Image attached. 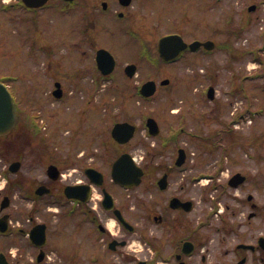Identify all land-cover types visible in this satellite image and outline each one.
<instances>
[{
	"label": "flooded vegetation",
	"instance_id": "flooded-vegetation-1",
	"mask_svg": "<svg viewBox=\"0 0 264 264\" xmlns=\"http://www.w3.org/2000/svg\"><path fill=\"white\" fill-rule=\"evenodd\" d=\"M113 2L118 13L131 16L134 3ZM130 63L139 72V57ZM137 94L136 109L119 108L126 116L98 110L100 116L74 126L68 142L75 147L64 158L52 156L48 133L28 128L0 138L11 163L20 161L1 193L13 195L21 184L30 207L25 226L14 224L10 214L9 231L0 230V253L10 264L19 256L26 259L29 251L25 264H264V127L234 128L243 117L232 116L219 100L199 102L179 115L158 101H139V86ZM87 102L92 100L75 107L84 117L93 113ZM149 106L150 115L144 112ZM150 116L159 122L156 134L147 125ZM124 121L135 125L134 137L125 143L112 134ZM205 155L219 160L211 172ZM6 160L0 151V162ZM23 164L27 173L20 172ZM50 164L57 168L49 170ZM41 168L43 173L31 174ZM70 185L76 197L67 196ZM4 204L2 199L0 217L9 213ZM54 206L57 213L50 212ZM63 220L72 235L54 225Z\"/></svg>",
	"mask_w": 264,
	"mask_h": 264
},
{
	"label": "rangeland",
	"instance_id": "rangeland-1",
	"mask_svg": "<svg viewBox=\"0 0 264 264\" xmlns=\"http://www.w3.org/2000/svg\"><path fill=\"white\" fill-rule=\"evenodd\" d=\"M64 1L50 0L48 6L28 11L18 4L19 0H0V78L12 79L9 81L11 91L16 101L20 102L23 115L27 110L34 114L42 107L41 115L46 116L48 127L61 128L57 131L61 135L53 140L57 144L52 143L54 154L49 150V155L64 158L71 153L75 146L69 145L68 134L74 125L83 123L84 118L100 116L95 111L103 109L106 114L114 111L124 116V111L119 109L120 103L127 105L128 109H136L138 99L133 93V85L150 78L157 79L158 84L164 77L171 78L170 84L175 87L171 90L176 92L170 90L169 96L157 95L152 100H146L160 102L158 106L169 107L168 112L173 106L176 107L174 110L181 111L179 115H184L191 105L198 108L197 103L210 100L206 90L214 85V100L222 101L228 107L225 110L231 109L232 116L237 113L243 117L248 115V118L234 124V128H239L241 132L253 128L259 132L264 127V61L255 59L251 53L254 50L264 58V0H135L133 16L122 19L112 13L97 11L101 3H95L92 10L91 4L99 0H87V8L86 3L81 4L83 0L73 6L67 4L68 13L57 10V6H62ZM8 5L10 7H6ZM116 5L113 2L111 12L114 13ZM251 5L256 7L250 10ZM128 26L145 38L149 46L150 42L157 43L162 35L171 32L183 33L188 41L211 38L219 46L207 55L189 53L187 58L191 60L192 69H188L185 60H181L165 65V70L161 66V71H158L141 58L139 76L129 78L122 66L126 61L142 57L139 53L142 50L138 40L126 33ZM234 29L238 31L237 36L231 33ZM233 41L238 55L221 47L222 43ZM96 45L111 50L119 64L113 74L101 81L95 97L91 92L92 99L97 102H87L93 113L84 117L78 106L76 110L75 107L87 101V93L91 100L88 87L93 86L94 89L101 74L96 69L92 71L94 66L90 64L93 63V56L90 58L89 53L83 55V52ZM90 52L94 54L93 47ZM88 67L92 68L87 71ZM198 73H201L199 77ZM56 81H61L65 90L60 99L52 94ZM166 100L175 103L169 104ZM98 102L103 105L102 108ZM150 106L144 108L145 114H152ZM2 153L7 160L0 162V202L3 199L1 191H4L1 188L7 180L4 173L11 162L8 149L4 148ZM207 156L206 170L211 172L219 160L212 162V157ZM28 171L29 167L23 164L20 172ZM43 172L44 168L31 170L34 176ZM16 175L11 173L12 177ZM13 194L11 205L5 211L11 214L14 224L25 226L30 208L29 202L24 199L25 188L18 186ZM48 217L50 220L51 215ZM54 225L60 233L73 234L68 229L71 225L65 220ZM25 251L18 252L24 254ZM25 255L26 259L20 256L14 258V264H25L32 253L25 252Z\"/></svg>",
	"mask_w": 264,
	"mask_h": 264
},
{
	"label": "water",
	"instance_id": "water-1",
	"mask_svg": "<svg viewBox=\"0 0 264 264\" xmlns=\"http://www.w3.org/2000/svg\"><path fill=\"white\" fill-rule=\"evenodd\" d=\"M29 6H40L42 4H44L47 0H24ZM202 42H194L191 44V47H195L197 45H200ZM205 45H207L209 48H212L214 45V42L212 41H207L204 42ZM160 52L161 55L165 58V59H171L174 56H176V53H179L180 51H182L183 49H185L186 47V43L183 41L182 37L180 35H170V36H166L164 38L161 39L160 44ZM101 55L99 56V63L101 65V67H103V63L104 61L107 62V65L104 69V71L106 73L110 72L113 67H114V59L112 54L104 49L100 50ZM130 69V70H129ZM128 73L130 75H132L134 73V68L133 67H128L127 68ZM163 83H167V80H165ZM57 86L59 87V89L55 90V93L57 94V96H59L61 94V89H60V83H57ZM155 82L154 81H148L147 83L144 84L143 87V91L145 94L147 95H151L153 94V92L155 91ZM211 92H213V89L211 90ZM19 120V115L17 114V107L16 104L14 102L13 96L11 95L10 91L8 90L7 86L0 82V135L3 134H8L10 133L14 127L16 126L17 122ZM123 124H118L119 125H124ZM149 124H154L153 120L150 119L149 120ZM132 131V130H130ZM131 133V132H130ZM114 134L117 136V134L114 132ZM131 136V134L129 136H127L126 138L123 139V141H126L127 139H129ZM118 137V136H117ZM123 181H125L124 178H121ZM70 195H73L72 193H70ZM5 201L7 202L6 204H8V199H5ZM5 203V202H4ZM6 204H4L3 206H6ZM41 229H43V237L45 236V225H40ZM7 228V221H6V217L2 218L0 221V229L5 230ZM37 234V233H36ZM3 259L0 260V264H5L4 261H2ZM7 264V262H6Z\"/></svg>",
	"mask_w": 264,
	"mask_h": 264
},
{
	"label": "trees",
	"instance_id": "trees-1",
	"mask_svg": "<svg viewBox=\"0 0 264 264\" xmlns=\"http://www.w3.org/2000/svg\"><path fill=\"white\" fill-rule=\"evenodd\" d=\"M24 121H25V120L23 119V120H22V123H21L22 126L24 125Z\"/></svg>",
	"mask_w": 264,
	"mask_h": 264
}]
</instances>
